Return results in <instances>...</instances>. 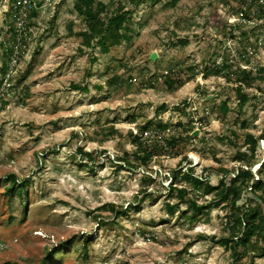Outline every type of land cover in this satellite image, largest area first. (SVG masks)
Wrapping results in <instances>:
<instances>
[{"label": "rangeland", "instance_id": "1", "mask_svg": "<svg viewBox=\"0 0 264 264\" xmlns=\"http://www.w3.org/2000/svg\"><path fill=\"white\" fill-rule=\"evenodd\" d=\"M74 1L0 0V264H264L214 242L224 204L168 214L178 199L164 177L180 164L215 182L214 167L238 165L245 134L264 129V8L246 18L238 0H94L104 18L130 12L116 42ZM140 142L154 152L144 165L132 160ZM11 174L23 185L10 189Z\"/></svg>", "mask_w": 264, "mask_h": 264}, {"label": "trees", "instance_id": "2", "mask_svg": "<svg viewBox=\"0 0 264 264\" xmlns=\"http://www.w3.org/2000/svg\"><path fill=\"white\" fill-rule=\"evenodd\" d=\"M242 3V0H238ZM94 0H75L73 3L74 9L78 14H85L89 20L96 19L101 25L103 31H110L108 37L113 41H120L124 34L120 33V30L129 29V17L130 12L125 10L115 11L107 18L101 16V14L92 10ZM264 8V4L262 6ZM246 18H251L249 11L245 12ZM182 44H186L187 41H181ZM102 50H106L105 44H101ZM241 78L247 80L250 75L249 70H240ZM171 85V82L168 83ZM71 88L83 90L84 87H80L77 84H72ZM246 100V95L239 94V102L243 104ZM222 113H226L227 108L224 103L220 105ZM150 122L141 126V129H147ZM163 127L162 124L159 125ZM132 138L139 141L138 135H133ZM264 140V129L260 135L254 136L250 133L245 134L243 144L247 148V152L236 151L233 155V159L238 162V165H234L229 170L222 167H214L215 170V182H212L209 175L206 174V168L201 169L199 175H195L190 166L184 170L178 165L177 169L171 171L170 175L164 177L169 178L167 184V196L173 194L177 197V203L166 202V211L168 214H172L174 209L178 206V203H185L186 208L193 211L194 215L207 214L212 206L224 204L226 212L224 215L225 228L227 234L222 235L214 239V242L219 244L226 250H229L233 258L241 260L244 257H249L251 260L254 257H262L264 255V182L259 178H254L251 167L252 164L258 159V155L264 154V143L259 145V140ZM139 147L132 153V160L138 161L139 165L146 164L154 155V152L148 148ZM128 167H136L137 165L126 161L127 157H122ZM245 163V167L241 165ZM134 164V165H133ZM264 164V160L260 163L261 167ZM11 181L10 189H15L23 184L16 182L14 175H9ZM151 180V179H150ZM183 181L191 185L192 188L199 192L203 196L211 195L209 200H205L203 203L198 204L194 198L185 199L188 194L186 187L178 186V182ZM120 211H115V217ZM45 261L41 262L44 264Z\"/></svg>", "mask_w": 264, "mask_h": 264}, {"label": "built area", "instance_id": "3", "mask_svg": "<svg viewBox=\"0 0 264 264\" xmlns=\"http://www.w3.org/2000/svg\"><path fill=\"white\" fill-rule=\"evenodd\" d=\"M19 3L25 9V8H29L31 6L32 0H19ZM263 4H264V0H242L241 6L242 7L251 6V9H250L249 12L251 14H255L258 11L257 10L258 9L257 6H263ZM133 132H134V135H138L139 138H140L142 133H145V136L148 135V133H149L147 131V129H143V130H141L139 132L134 130ZM136 132H138V133H136ZM259 166H260V164H258V167L256 169L255 168L251 169L253 174H255V172L258 170Z\"/></svg>", "mask_w": 264, "mask_h": 264}, {"label": "water", "instance_id": "4", "mask_svg": "<svg viewBox=\"0 0 264 264\" xmlns=\"http://www.w3.org/2000/svg\"><path fill=\"white\" fill-rule=\"evenodd\" d=\"M197 132H198V131H197V130H195V131H193V134H195V135H196V134H197Z\"/></svg>", "mask_w": 264, "mask_h": 264}]
</instances>
